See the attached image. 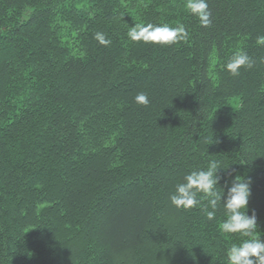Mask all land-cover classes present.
<instances>
[{
    "label": "trees",
    "instance_id": "trees-1",
    "mask_svg": "<svg viewBox=\"0 0 264 264\" xmlns=\"http://www.w3.org/2000/svg\"><path fill=\"white\" fill-rule=\"evenodd\" d=\"M186 2L0 0V264H228L223 204L169 199L210 159L224 200L251 180L264 240V0H208V27ZM147 23L187 36L129 39Z\"/></svg>",
    "mask_w": 264,
    "mask_h": 264
},
{
    "label": "clouds",
    "instance_id": "clouds-1",
    "mask_svg": "<svg viewBox=\"0 0 264 264\" xmlns=\"http://www.w3.org/2000/svg\"><path fill=\"white\" fill-rule=\"evenodd\" d=\"M185 7L198 18L203 27L210 26L212 13L208 0H187ZM127 35L134 42L165 45L184 39L187 30L183 26L170 27L166 24L147 23L132 26ZM94 38L101 45L111 44V40L107 39L103 32H97ZM256 43L258 46H264V34L257 37ZM253 66L254 61L248 53L238 50L227 61L225 68L232 75H238L242 68L250 69ZM135 101L144 106L150 102L147 94L143 92L136 95ZM221 169L223 167L216 160L210 159L206 169L186 174L183 182L175 185V191L169 197L170 202L177 209L190 210L201 207V200L204 199L207 203L203 205L202 210L208 221L215 220L218 207L222 203L228 215L221 225V230L228 234H239L244 238L240 244H232L227 250L228 264H264V240H261L258 232L257 217L255 213L248 214L251 180L237 176L228 188L227 198L224 200V192L218 187L221 180L218 173Z\"/></svg>",
    "mask_w": 264,
    "mask_h": 264
}]
</instances>
